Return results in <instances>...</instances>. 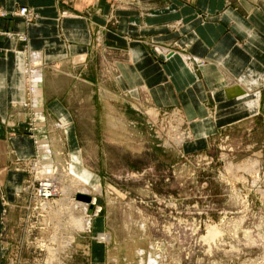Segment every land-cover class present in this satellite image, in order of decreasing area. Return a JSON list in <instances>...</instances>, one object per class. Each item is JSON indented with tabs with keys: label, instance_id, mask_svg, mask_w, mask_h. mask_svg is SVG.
<instances>
[{
	"label": "rangeland",
	"instance_id": "rangeland-1",
	"mask_svg": "<svg viewBox=\"0 0 264 264\" xmlns=\"http://www.w3.org/2000/svg\"><path fill=\"white\" fill-rule=\"evenodd\" d=\"M112 3L110 10L83 12L94 18L95 36L101 30L117 32L118 5ZM25 8L16 12L22 21L28 17ZM5 15L0 9V16ZM102 18L109 20L104 29ZM138 20L132 17L133 24ZM87 30L90 36V24L88 29L80 24L64 28V33L71 38ZM101 50L99 46L95 73H101ZM105 51L111 63L121 55L113 45ZM19 66L24 67L25 82V58H19ZM31 75L26 81L30 78L34 103L38 88ZM252 81L249 91H236V102L246 104L238 115H255L227 124L209 138V122H219L227 108L219 107L215 115L207 108L206 145L194 141L180 109L135 108L117 96L112 80L80 87L74 102L76 124L58 103L51 107L61 122L47 114L40 123L33 113L35 149L27 139L15 140L17 149L26 150L25 141L32 148L20 157H35L25 186L18 183L21 172H12L8 183L11 196L24 189L20 203L4 219L2 264H54L55 255L60 264H264V91L258 88L264 76L255 75ZM80 187L88 191L77 192ZM77 218L90 219L89 228L76 225Z\"/></svg>",
	"mask_w": 264,
	"mask_h": 264
},
{
	"label": "crops",
	"instance_id": "crops-1",
	"mask_svg": "<svg viewBox=\"0 0 264 264\" xmlns=\"http://www.w3.org/2000/svg\"><path fill=\"white\" fill-rule=\"evenodd\" d=\"M112 1L115 0H0V9L6 12L0 16V153L4 156L0 160V264L5 254L4 219L20 203L19 194L24 189L11 196L8 183L12 172H21L18 183L25 186L29 162L35 157L19 156L30 148L27 141L33 149L36 147V134L31 129L36 112L29 92L30 78L26 81L33 66L43 75L37 86L40 106L54 122H61L51 107L54 103L66 108L76 124L74 102L80 97V87L110 80L116 84L117 96L135 108L137 104L142 108L180 109L194 141L199 139L202 145L208 142L204 123L207 108L213 115L219 107L227 108L219 122H209V138L227 124L255 115H238L237 111L246 104H237L240 97L236 91H249L247 83L255 75L264 76V0H116L117 32L101 30L95 36L94 18L83 12L110 10ZM22 7H28L30 12L24 21L16 14ZM157 10L163 12L153 13ZM66 14L82 15L87 20H71ZM132 17L139 20L133 24ZM108 23L103 19L100 26L104 29ZM80 24L87 29L90 24V36L87 30L84 35L72 34L68 38L64 28ZM112 34L134 41L135 46L129 47ZM155 44L159 45L157 49ZM112 45L121 55L111 63L104 54ZM99 46L101 73H95L99 68ZM19 58H25L28 66L25 82L24 67L17 69ZM258 88L264 91V83ZM102 90L110 91L106 87ZM93 93L92 90L91 99ZM100 95L102 99L110 96ZM263 108L261 100L260 109ZM16 139H27L23 144L26 150L17 149Z\"/></svg>",
	"mask_w": 264,
	"mask_h": 264
},
{
	"label": "bare ground",
	"instance_id": "bare-ground-1",
	"mask_svg": "<svg viewBox=\"0 0 264 264\" xmlns=\"http://www.w3.org/2000/svg\"><path fill=\"white\" fill-rule=\"evenodd\" d=\"M24 10H26V8L25 7H23V8H21V11H24ZM27 15H28V17L30 16V13L27 11ZM30 73L32 74L31 76H32V83L33 84H35L36 86H38V84H41V81H42V79H41V76H42V73L39 71V70H37L36 68H32L31 69V71H30ZM41 79V80H40ZM41 95V92H36V93H34V105H35V112H36V115L39 117V120H37L38 122H42L44 119L43 118H41V117H43L45 114H44V110H43V107L42 106H40V103H41V101H40V96ZM42 105V104H41ZM41 118V119H40ZM43 119V120H42ZM43 144V143H42ZM45 145V144H44ZM44 145H42V146H44ZM44 148V147H43ZM47 148V147H46ZM45 148V149H46ZM48 150V149H47ZM44 152H45V150H44ZM40 153H43V152H40ZM49 154V153H48ZM46 158V157H45ZM50 160V159H49ZM46 162H47V160H46ZM50 163V162H49ZM247 166V165H246ZM48 168V167H47ZM256 184V183H255ZM88 191V189L86 188V187H80L79 188V190H77V192H81L82 194L84 193L85 194V192H87ZM83 197H84V200H86L85 199V195H82ZM86 201H89V200H86ZM94 201H95V199H94ZM93 201V202H94ZM78 205H81L83 208H84V210L86 211L87 209H88V204H86V203H83V202H81V203H79L78 202ZM97 212H99V210L97 211ZM90 219H84V220H81V219H78L77 218V221H76V225H79L80 227H82V228H84V229H87V228H89V226H90ZM73 241V238H71V241H70V243ZM59 258V257H58ZM53 262H54V264L56 263V264H60V261L57 259V255H55V257L53 258Z\"/></svg>",
	"mask_w": 264,
	"mask_h": 264
},
{
	"label": "water",
	"instance_id": "water-1",
	"mask_svg": "<svg viewBox=\"0 0 264 264\" xmlns=\"http://www.w3.org/2000/svg\"><path fill=\"white\" fill-rule=\"evenodd\" d=\"M85 199H86V200H89L90 198H89V196H86Z\"/></svg>",
	"mask_w": 264,
	"mask_h": 264
}]
</instances>
